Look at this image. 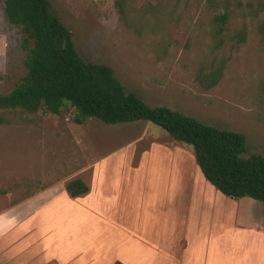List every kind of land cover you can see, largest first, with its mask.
I'll return each instance as SVG.
<instances>
[{"label": "rangeland", "instance_id": "1", "mask_svg": "<svg viewBox=\"0 0 264 264\" xmlns=\"http://www.w3.org/2000/svg\"><path fill=\"white\" fill-rule=\"evenodd\" d=\"M50 1L80 55L112 67L127 91L151 106L242 133L244 156L264 154V43L257 30L264 7L253 15L258 0H243L233 20V31L247 25V40L223 49L213 34L216 11L204 0H133L129 24L115 0ZM220 57L229 58L222 77L205 89L198 71H214ZM25 58L20 31L0 0L1 92L26 73ZM3 119L0 226L13 249L8 264H115L118 229L107 227L100 203L117 218L125 211L131 227L153 192L150 179L164 182L166 172L177 169L174 162L205 179L192 147L149 121L107 124L89 117L77 123L69 112L44 110H6ZM76 178L90 186L87 195H69L66 185Z\"/></svg>", "mask_w": 264, "mask_h": 264}, {"label": "trees", "instance_id": "2", "mask_svg": "<svg viewBox=\"0 0 264 264\" xmlns=\"http://www.w3.org/2000/svg\"><path fill=\"white\" fill-rule=\"evenodd\" d=\"M204 1L216 11V48L223 49L228 42L239 46L247 40V25L235 31L232 28L243 0ZM115 6L129 24L133 0H115ZM263 7L264 0H258L253 15ZM4 11L8 22L20 31L26 73L9 92L0 91V122H4L6 110H44L51 114L66 111L77 123L89 117L107 124L149 121L175 141L192 147L196 163L216 189L233 198L249 196L264 203V154L244 156L246 138L242 133L205 124L165 105L151 106L137 93L127 91L112 67L86 61L80 55L72 31L50 0H4ZM257 30L264 43V19ZM227 61L229 58L220 57L214 71H198L197 79L205 89L221 79ZM66 189L73 198L90 192V186L80 178L69 181Z\"/></svg>", "mask_w": 264, "mask_h": 264}, {"label": "crops", "instance_id": "3", "mask_svg": "<svg viewBox=\"0 0 264 264\" xmlns=\"http://www.w3.org/2000/svg\"><path fill=\"white\" fill-rule=\"evenodd\" d=\"M183 164L174 162L164 182L150 179L153 192L131 227L125 211L117 218L100 203L107 227L118 229L115 264H264V203L225 195ZM4 231L0 226V264L13 251Z\"/></svg>", "mask_w": 264, "mask_h": 264}]
</instances>
